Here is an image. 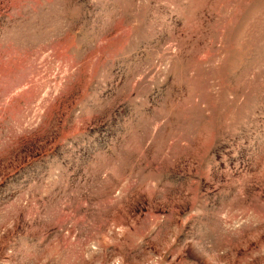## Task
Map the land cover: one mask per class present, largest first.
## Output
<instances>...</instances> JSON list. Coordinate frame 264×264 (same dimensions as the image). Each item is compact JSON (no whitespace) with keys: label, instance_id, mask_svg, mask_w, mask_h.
Segmentation results:
<instances>
[{"label":"rangeland","instance_id":"rangeland-1","mask_svg":"<svg viewBox=\"0 0 264 264\" xmlns=\"http://www.w3.org/2000/svg\"><path fill=\"white\" fill-rule=\"evenodd\" d=\"M0 264H264V0H0Z\"/></svg>","mask_w":264,"mask_h":264}]
</instances>
